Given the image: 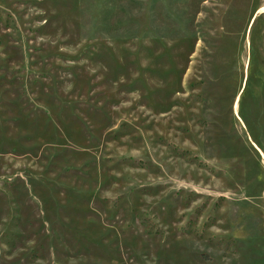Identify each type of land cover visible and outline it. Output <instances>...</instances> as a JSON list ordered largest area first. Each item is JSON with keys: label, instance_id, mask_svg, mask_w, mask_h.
Masks as SVG:
<instances>
[{"label": "rangeland", "instance_id": "rangeland-1", "mask_svg": "<svg viewBox=\"0 0 264 264\" xmlns=\"http://www.w3.org/2000/svg\"><path fill=\"white\" fill-rule=\"evenodd\" d=\"M0 264H264V0H0Z\"/></svg>", "mask_w": 264, "mask_h": 264}]
</instances>
